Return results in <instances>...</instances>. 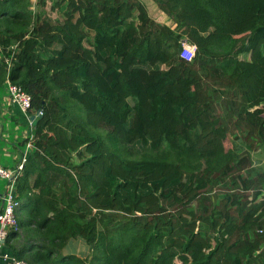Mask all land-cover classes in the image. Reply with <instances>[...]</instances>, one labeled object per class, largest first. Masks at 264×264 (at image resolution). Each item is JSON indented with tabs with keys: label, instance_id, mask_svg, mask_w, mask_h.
<instances>
[{
	"label": "trees",
	"instance_id": "obj_1",
	"mask_svg": "<svg viewBox=\"0 0 264 264\" xmlns=\"http://www.w3.org/2000/svg\"><path fill=\"white\" fill-rule=\"evenodd\" d=\"M154 2L169 23L141 0H49L55 20L0 0L8 78L42 111L5 239L27 264H264V0Z\"/></svg>",
	"mask_w": 264,
	"mask_h": 264
},
{
	"label": "built area",
	"instance_id": "obj_2",
	"mask_svg": "<svg viewBox=\"0 0 264 264\" xmlns=\"http://www.w3.org/2000/svg\"><path fill=\"white\" fill-rule=\"evenodd\" d=\"M16 44L10 46L11 52L4 54V49L0 43V58L6 64V91L10 103L17 105L23 112L30 109L31 97L25 92L21 86L9 80V70L14 60V49ZM181 56L190 61L194 57L196 51V44L183 41L181 43ZM35 117L42 115L41 110H37ZM33 133L26 137L25 147L23 153L13 168H9L0 164V179L5 180L3 190H0V264H27L24 259H19L8 250L5 249V239L9 230H18V222L15 210L19 205L16 191V180L23 169L28 151L33 148Z\"/></svg>",
	"mask_w": 264,
	"mask_h": 264
},
{
	"label": "crops",
	"instance_id": "obj_3",
	"mask_svg": "<svg viewBox=\"0 0 264 264\" xmlns=\"http://www.w3.org/2000/svg\"><path fill=\"white\" fill-rule=\"evenodd\" d=\"M33 114L34 113H31L29 110L27 112H23L17 105L9 102L6 91L5 76V80L0 87L1 165L13 168L19 161L23 153V148L25 147L24 140L32 130L34 122L30 119V116Z\"/></svg>",
	"mask_w": 264,
	"mask_h": 264
},
{
	"label": "rangeland",
	"instance_id": "obj_4",
	"mask_svg": "<svg viewBox=\"0 0 264 264\" xmlns=\"http://www.w3.org/2000/svg\"><path fill=\"white\" fill-rule=\"evenodd\" d=\"M148 8H149V12L150 15L157 21L159 22H164V23H169V19H166L165 14L159 9L158 5L154 2V0H141ZM29 9L31 10L32 13H35L38 9V0H29ZM49 0H46V4L43 7V9L45 10V14L50 16L53 20H55L56 18L59 19V17H57V13L55 11H51L49 10ZM182 49V48H181ZM224 147L225 150H229L232 145H236V149H246V145L243 144V142H240V140L234 138L232 135H228L225 139H224ZM24 149V148H23ZM246 150H249L250 154H251V158L253 160V169L256 171H263L264 172V147L262 145H259L257 147V149L255 150H251L249 148H247ZM142 151H144V146L138 145L136 147V151L135 153L137 155H139ZM6 181L0 179V190L2 191L4 186H5ZM84 246H80L78 248V251H80L81 249H83ZM88 251V250H87ZM174 264H180V260H175Z\"/></svg>",
	"mask_w": 264,
	"mask_h": 264
},
{
	"label": "water",
	"instance_id": "obj_5",
	"mask_svg": "<svg viewBox=\"0 0 264 264\" xmlns=\"http://www.w3.org/2000/svg\"><path fill=\"white\" fill-rule=\"evenodd\" d=\"M30 119L35 123L37 117H35V114H33V115L30 116Z\"/></svg>",
	"mask_w": 264,
	"mask_h": 264
}]
</instances>
